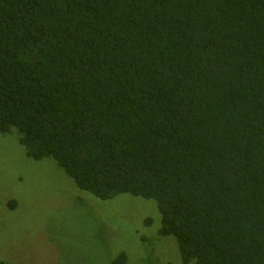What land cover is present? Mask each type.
<instances>
[{
  "label": "trees",
  "instance_id": "1",
  "mask_svg": "<svg viewBox=\"0 0 264 264\" xmlns=\"http://www.w3.org/2000/svg\"><path fill=\"white\" fill-rule=\"evenodd\" d=\"M12 132L95 199L153 201L182 264H264V0H0Z\"/></svg>",
  "mask_w": 264,
  "mask_h": 264
},
{
  "label": "rangeland",
  "instance_id": "2",
  "mask_svg": "<svg viewBox=\"0 0 264 264\" xmlns=\"http://www.w3.org/2000/svg\"><path fill=\"white\" fill-rule=\"evenodd\" d=\"M160 228L153 201L95 199L52 159L27 157L15 133L0 134V264H182Z\"/></svg>",
  "mask_w": 264,
  "mask_h": 264
}]
</instances>
